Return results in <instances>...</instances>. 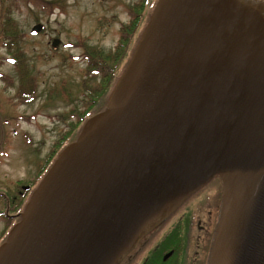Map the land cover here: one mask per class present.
<instances>
[{"label": "water", "instance_id": "obj_1", "mask_svg": "<svg viewBox=\"0 0 264 264\" xmlns=\"http://www.w3.org/2000/svg\"><path fill=\"white\" fill-rule=\"evenodd\" d=\"M225 21L222 0L158 1L107 108L60 152L0 264H117L215 177L207 264H264V36Z\"/></svg>", "mask_w": 264, "mask_h": 264}, {"label": "rangeland", "instance_id": "obj_2", "mask_svg": "<svg viewBox=\"0 0 264 264\" xmlns=\"http://www.w3.org/2000/svg\"><path fill=\"white\" fill-rule=\"evenodd\" d=\"M158 1L150 0L146 6L137 35L145 31ZM232 1L222 0L223 11ZM138 2L0 0V212L8 211L15 215L14 220L20 219L22 211L11 212L8 204L36 176H45L53 162L49 164L46 160L53 159L60 151L66 132L71 142L78 137L84 122L75 115L88 109L89 114H96L104 109L114 82L108 84L107 91L100 89L102 75H88L87 55L91 48L107 53L114 50L122 26L131 19L129 11ZM5 8L10 10L17 35L23 36L13 49L6 47L8 41L1 31ZM37 23H43L45 28L32 35L30 31ZM57 38L61 41L54 48L52 42ZM16 51L22 58L20 69L12 61ZM28 81L27 86L35 87V99L26 103L17 99V93L27 87L24 85ZM93 99H98L94 106ZM52 150L54 155L50 156ZM217 178L200 191L214 189ZM39 180L32 189L39 185ZM28 196L23 197L24 202ZM8 224L0 217V245L11 229L7 228Z\"/></svg>", "mask_w": 264, "mask_h": 264}, {"label": "flooded vegetation", "instance_id": "obj_3", "mask_svg": "<svg viewBox=\"0 0 264 264\" xmlns=\"http://www.w3.org/2000/svg\"><path fill=\"white\" fill-rule=\"evenodd\" d=\"M88 75H92L89 70ZM101 79L100 89L103 86V76ZM19 97L18 92V100ZM97 101L98 99H95V102ZM89 111L90 109L75 116L83 122ZM67 134L68 132L62 136L63 144L69 143L70 137H67ZM53 150L50 156L54 155ZM57 154L58 152L53 159L46 161L50 164ZM42 178L40 175L36 176L29 185L23 186L19 195L23 198L33 193L36 187L33 190L32 186ZM217 179L218 183L213 184V191L198 190L178 206L168 209L141 233L133 248L117 264H207L223 195L222 182ZM27 186L30 187L27 189ZM5 214L7 217L12 216L4 211L0 212V216Z\"/></svg>", "mask_w": 264, "mask_h": 264}, {"label": "trees", "instance_id": "obj_4", "mask_svg": "<svg viewBox=\"0 0 264 264\" xmlns=\"http://www.w3.org/2000/svg\"><path fill=\"white\" fill-rule=\"evenodd\" d=\"M149 2L150 0H140V2L134 4L133 7L130 9L129 13L131 15V19L128 23L122 26L120 39L113 51L107 53L102 51L101 49L91 48V50L89 51V55H87L89 60L90 73L101 74L103 76L104 80H103L102 88L106 91L107 89H109L107 88L108 84L110 85L112 81L114 82V86H115L119 78L124 74L125 70L127 69L134 55V52L139 44L142 35V34L137 35L136 32L140 26V20L143 15V12ZM9 15H10L9 8H7V11L5 8L4 14L2 15L3 21H1L2 24L1 31L3 33L2 35L4 39L8 41L7 44L5 42L6 47L8 49H11L12 47L17 48L18 45L17 41L21 40L23 36L22 34L17 35L16 26L14 22L10 19ZM130 47H132L133 51H131ZM14 53L16 54L13 55L12 61L13 63L16 64L17 68L20 69L23 65L21 54L19 53V51H16ZM26 80H29V78H27ZM27 85H30L29 81L24 86ZM19 96L22 102H26V103L32 102L35 99V87L31 85L30 87L27 86L25 88H20ZM94 113L95 112H92L91 115ZM82 121L84 122L85 119H83ZM71 140H69V142H71ZM63 142L64 140L62 141V143ZM64 144L62 145L64 146ZM26 201L24 202L23 198L18 195L16 198L12 199L11 204H8L9 211L15 213L19 212V210H21L24 207Z\"/></svg>", "mask_w": 264, "mask_h": 264}, {"label": "bare ground", "instance_id": "obj_5", "mask_svg": "<svg viewBox=\"0 0 264 264\" xmlns=\"http://www.w3.org/2000/svg\"><path fill=\"white\" fill-rule=\"evenodd\" d=\"M232 31L250 40L264 36V2L261 0H233L223 11Z\"/></svg>", "mask_w": 264, "mask_h": 264}]
</instances>
